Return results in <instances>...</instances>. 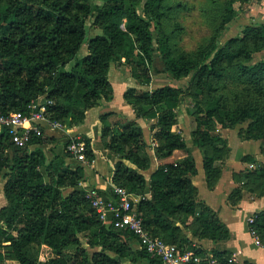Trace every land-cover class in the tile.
<instances>
[{
	"label": "trees",
	"instance_id": "trees-1",
	"mask_svg": "<svg viewBox=\"0 0 264 264\" xmlns=\"http://www.w3.org/2000/svg\"><path fill=\"white\" fill-rule=\"evenodd\" d=\"M102 2L96 6L89 0H0V114L27 113L30 102L42 96L52 102L49 120L65 129L82 124L88 109L112 98L108 79L112 62L127 66L136 84H151L154 28L164 71L174 80L191 74L194 79L185 90L170 85L151 90L129 87L122 97L137 119L152 121L158 160L174 151L184 156L163 163L150 175V197L145 198L146 182L139 171L147 170L150 160L137 122L113 112L99 115L101 144L117 159L112 187L140 196L135 209L145 230L203 256L208 252L194 248L184 230L196 239L214 242L228 240L229 230L206 203L196 200L197 190L190 180L196 174L195 163L181 133L175 131L177 111L189 96L194 123L191 142L202 153L211 190L221 175L217 164L229 153L217 126L231 129L246 121L248 138H264V108L258 103H229L221 93L227 82H242L264 92V60L252 63L253 55L264 49V25H246L241 36L229 39L213 55V42L191 54L172 43L163 29L166 0ZM89 18L102 34L87 38ZM231 18L232 11L227 10L221 25ZM82 48L85 54L77 59ZM53 139L42 134L17 147L9 130L0 132V177L7 202L0 208V264H121L120 258L133 255L135 236L99 218L79 188L86 180L84 165L66 152L69 139L60 154L52 148L45 151ZM84 142L86 160L91 162V140L84 138ZM241 162L254 168L233 175L238 186L228 196L232 206L244 191L264 197V163L252 155ZM112 191L101 195L112 198ZM252 228L264 235V210L256 213ZM137 253L146 255L143 250ZM209 255L219 264H228L231 253L213 250Z\"/></svg>",
	"mask_w": 264,
	"mask_h": 264
},
{
	"label": "rangeland",
	"instance_id": "rangeland-1",
	"mask_svg": "<svg viewBox=\"0 0 264 264\" xmlns=\"http://www.w3.org/2000/svg\"><path fill=\"white\" fill-rule=\"evenodd\" d=\"M89 3L96 6L103 5L102 0H89ZM166 6L168 8V13L161 21L164 31L171 36L170 40L172 43L176 44V46L183 51L191 54L195 53L197 49L208 46L213 42L215 48L214 51H212L213 55L216 50L222 49L229 39L241 36L246 25H264L262 21H258L254 16L256 8L264 7V0H166ZM227 10L232 11V18L230 22L221 25L223 15ZM139 11H141V9ZM92 21L93 18H89L85 24L88 34L87 38L102 34L101 30L92 27ZM152 34L154 39V52L152 56V78L148 89L159 88L164 85L178 87L183 90L189 88L195 75L191 74L181 80L170 78L164 71L162 55L157 45L158 35L154 28H152ZM84 54L85 50L82 48L77 55V59L82 58ZM260 60H264L263 53L259 52L253 55L252 63ZM70 66L71 64L67 66V69H69ZM109 71V82H115L117 80L127 81L130 74L127 66L122 62H112ZM130 82H132L131 87L136 86L134 81L130 80ZM118 84H120V82H118ZM262 87L264 88V83ZM114 90V102L116 101L118 103V100H122V97L119 96L118 85H115ZM221 93L229 103H258L264 108V92L261 93L255 90L254 87H249L242 82H227L223 84ZM117 103H114L115 108L118 105ZM191 111H193L191 99L186 95L177 111V125L175 131H179L180 133L185 132L189 135L190 131L194 128L193 120L189 115ZM247 126L248 122L246 121L237 124L231 129L217 126L220 132L219 134L224 137L227 144L229 142L231 147H229V153L226 159L221 164H242L244 168H254V166H248L246 165L247 163L241 162V159L247 155L254 156L258 163H264V138H248L246 135ZM54 133L55 135H52V137H54L53 141L62 137V135H60V130ZM43 135L50 136L45 128H43ZM67 137L68 136H66L65 139ZM53 146L54 143H48L45 147V151L48 152V149ZM244 168L240 171L239 175L243 172ZM3 182L4 180L0 177V205L1 198H3ZM243 194V196L246 197L256 198L246 191H244ZM3 201H5L4 198ZM240 217L234 220L238 226L242 224ZM184 233L189 234L187 230H184Z\"/></svg>",
	"mask_w": 264,
	"mask_h": 264
},
{
	"label": "crops",
	"instance_id": "crops-1",
	"mask_svg": "<svg viewBox=\"0 0 264 264\" xmlns=\"http://www.w3.org/2000/svg\"><path fill=\"white\" fill-rule=\"evenodd\" d=\"M254 16L255 19H258V21H262V23L264 24V7L256 8ZM260 53L264 54V49ZM130 80L134 81L129 74V78L127 81L117 80L115 82H110L113 91L111 100L107 102H100L97 106L88 109L86 111L85 119L82 124L66 129H61L60 135H62V137L58 140L56 139V142L53 140L51 141L52 143H54V146L51 147L52 150L60 154L63 151L62 147L67 138L69 139L72 136L76 135L81 137L82 140H84V138H89L91 140L94 157L91 162H88V164H83L86 180L80 183L79 185V188L84 190V192L95 188L100 192V194L106 193L113 186L111 184V175L113 173V167L114 164L117 162V159L109 151L105 150L101 144V125L98 121V117L103 113L113 112L122 119H133L137 122L139 128L142 131L143 139L147 145L146 151L150 160L149 168L144 171H139V173L144 176L146 182L143 197H150V175L163 163L174 162L184 156L181 152L174 151L172 155L167 159L158 160L156 158L154 154V148L156 146V143L153 138V131H151L150 129V124L152 123V121L137 119L133 109L124 102L122 97L124 91L132 85V82H130ZM118 82H120V84H118ZM114 84L116 86L118 85L119 96L122 97V100H120L121 102L118 100V103L116 101L114 102ZM135 85V88L139 90H151V88L148 89V86H140L136 84V82ZM114 103L118 104L116 108L114 107ZM44 128L49 133L50 137L52 135H55V131H58L50 129L45 125ZM190 133L188 135L185 132H182L181 135L195 163L196 174L190 176V180L197 190L196 200L203 201L217 214L219 219L227 226L229 230V239L226 241L214 242L208 239L199 240L192 237L190 234H187L188 239L192 242V246L194 248H201L208 252L207 254L211 253V251L213 250L228 251L231 253V256L242 261L244 264H264V249H261L254 245L248 232L249 226L247 222L251 216H256V213L264 210V197L254 198L242 196V198L238 201L237 204L233 206L230 205V203L228 202V196L233 191V189L238 186V184L234 181L233 175L235 173H239L244 168L242 164H217L221 168L220 178L213 189H208L203 171L202 153L199 151L198 148H196L192 144ZM66 136L68 137L65 139ZM222 138L224 139V137ZM228 146L230 147L229 142ZM72 159L75 160L73 157ZM125 164L129 167H133L127 162H125ZM69 191L70 190H67L66 193H68ZM3 198H1L2 200L0 208L6 206L7 204L5 198V201H3ZM139 199V195L133 194V200L135 204L139 201ZM239 217L242 220L241 226H238L234 222V220L238 219ZM105 224L109 225L108 220L107 222H105ZM131 246L133 250V255L130 257L120 258L121 264H158L155 260L151 259L146 253L144 257H138L137 252L141 251L142 249L137 243V241L132 243ZM109 255L116 258V256L112 253H109ZM10 263L13 262L6 261L5 264Z\"/></svg>",
	"mask_w": 264,
	"mask_h": 264
},
{
	"label": "built area",
	"instance_id": "built-area-1",
	"mask_svg": "<svg viewBox=\"0 0 264 264\" xmlns=\"http://www.w3.org/2000/svg\"><path fill=\"white\" fill-rule=\"evenodd\" d=\"M51 104V101L41 96L30 102L27 113L0 114V132L3 129L9 130L12 143L17 147H24L33 136H42L44 125L53 130L65 129L60 122L48 119L47 109ZM66 151L77 162L88 164L85 155L86 144L81 137L75 135L69 138ZM111 188L112 198L104 197L95 188L86 191L85 195L104 223L108 220V224L114 228L130 231L141 249L158 264H219L218 260L209 254L202 256L192 248L182 249L152 237L136 214L133 193L122 187ZM254 220L255 216H251L247 221L249 235L255 246L264 249V235L252 228ZM227 263L244 264L233 256L228 258Z\"/></svg>",
	"mask_w": 264,
	"mask_h": 264
}]
</instances>
